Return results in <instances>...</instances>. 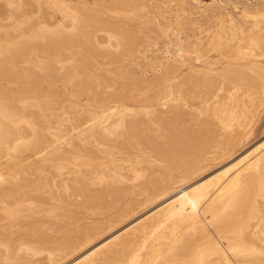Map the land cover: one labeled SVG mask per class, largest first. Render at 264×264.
<instances>
[{
    "label": "bare ground",
    "instance_id": "obj_1",
    "mask_svg": "<svg viewBox=\"0 0 264 264\" xmlns=\"http://www.w3.org/2000/svg\"><path fill=\"white\" fill-rule=\"evenodd\" d=\"M230 7L0 0V142L26 139L5 118L34 116L40 95L83 108L67 132L50 131L51 149L38 157L0 144V264H264L262 215L245 214H264V139L233 158L249 134L238 118L262 100L220 91L264 77V3ZM202 85L216 88L210 107L189 100ZM238 100L247 112L220 109ZM187 118L205 129L176 133ZM138 137L149 148L129 152ZM23 198L30 214L16 223L31 228L13 237L5 227ZM231 245L256 251L233 256Z\"/></svg>",
    "mask_w": 264,
    "mask_h": 264
},
{
    "label": "rangeland",
    "instance_id": "obj_2",
    "mask_svg": "<svg viewBox=\"0 0 264 264\" xmlns=\"http://www.w3.org/2000/svg\"><path fill=\"white\" fill-rule=\"evenodd\" d=\"M202 1H210V0H202ZM227 0H221V2H226ZM230 2V9L232 10L234 5H237V9H234L233 12L237 13L238 10L242 8V6L248 4L253 5L255 7L261 6L264 3V0H229ZM215 28V27H214ZM193 33V31H190ZM202 35V34H201ZM68 52H65V55H67ZM13 75V74H10ZM21 75V74H15V76ZM78 82V78L73 79V84ZM19 83V82H18ZM17 83V84H18ZM136 87H139V83L135 85ZM221 92L225 93L226 95H236L235 97L239 98H245L249 97L250 93L257 94L259 97H261V102L258 103L253 111L247 112L248 106L244 102V100H238V101H230L229 104L224 106V108H220L224 112H233L237 108H242V110H245L248 114H244V116L241 115L240 118H238L239 122L245 123L247 126V130H249V134L243 138V140L238 145V150L233 158L238 157L241 154H244L254 148L257 144H259L264 139V77L258 78L253 82L251 85L248 84H238V85H222ZM216 90V88H213L210 90L209 88L205 87V85L196 87L191 91V98L190 101L197 102L200 105H207L208 107L211 106L213 103V99L210 96L211 92ZM143 91V90H142ZM137 91V92H142ZM177 91H175V94ZM211 98L212 100H208ZM39 107L33 106L34 109L37 108V112L34 116H28V117H20L19 113L17 115L13 116H7L5 118V122L9 125H13L15 121L18 120L19 127L23 128V130H27V132H24L26 135V139L22 140H15V137L17 133H14L11 137H8L7 139L0 142L2 145L1 148L3 153L8 152L10 156L16 157H23V156H33L38 155L36 152H45L49 151L51 149L50 146V131H62L67 132L70 125L75 121L77 118L79 112L83 111L82 107H76V106H64L62 104H59L58 101H55V98L52 96V94L49 95H40L39 97ZM11 102L14 104V102H17L19 104L18 98L16 97L14 100L12 99ZM15 105V104H14ZM8 106H11V104H8ZM16 109L20 110L19 106H15ZM16 118V119H15ZM20 118V119H19ZM65 120H72V123H64ZM63 125L62 127L60 125ZM175 127H173L174 131L178 134L190 132L191 130H204L205 129V122L202 119L198 118H187V120L184 121H178L176 123H173ZM32 127H37L39 129H44L45 133H33ZM55 129V130H54ZM51 132V133H52ZM48 138V139H47ZM49 145V146H48ZM148 142L137 138L136 141L133 142V145H130L128 147L129 152H138L140 150H144L148 147ZM43 149V150H42ZM39 153V154H40ZM179 153L178 151L174 153L175 156H177ZM231 161V159H227L223 161L221 164L215 166L212 168V171H219L221 170L226 164H228ZM210 170V171H211ZM211 171V172H212ZM27 172V171H26ZM22 174V171H21ZM20 174V175H21ZM23 174L25 172L23 171ZM19 175V174H18ZM17 175V176H18ZM19 175V176H20ZM31 201L28 200H21V203L19 205L20 211L16 213V216L9 215L5 230L10 231V235L15 237L19 235L20 233L24 232V230H28L31 228V226H26L24 228L23 226H19L16 222H19L20 218H22L24 215L30 214V210L27 209L26 204H28ZM25 204V206L23 204ZM42 204V208H45ZM53 204H49L48 206H52ZM55 210L54 213L61 214L64 212V208L62 205H60L58 202H54ZM245 214L250 216L251 218H254L253 220L256 221L257 217L262 215L261 222H264V214L262 212H258L257 210L253 209L252 207H247L245 210ZM7 217V216H6ZM16 218V219H15ZM10 224H14L13 226H10ZM127 224V223H126ZM24 228V229H23Z\"/></svg>",
    "mask_w": 264,
    "mask_h": 264
},
{
    "label": "snow or ice",
    "instance_id": "obj_3",
    "mask_svg": "<svg viewBox=\"0 0 264 264\" xmlns=\"http://www.w3.org/2000/svg\"><path fill=\"white\" fill-rule=\"evenodd\" d=\"M9 7L10 8H15V7H17V5L9 4ZM50 7H53V6L50 5ZM165 55H167V53H165ZM182 55L183 54L181 53V56ZM261 59L264 60V56H262ZM77 118H79V117L77 116ZM72 122H73L72 120H65L64 121V123H72ZM81 122H83V121H81ZM60 126L62 127L63 125L61 124ZM84 126H85V128L89 127L88 124H85ZM261 148L264 149V145H261ZM262 191H264V189H262ZM229 250L231 251L233 256H241V257L246 255L248 252H253L254 253L256 251V249L254 247L248 248V249H241L240 247H238L236 245H231ZM259 255L264 257V242H262V244H261ZM11 264H28V262L27 261H19L18 260V261L11 262ZM227 264H240V262L238 260H230V261L227 262Z\"/></svg>",
    "mask_w": 264,
    "mask_h": 264
}]
</instances>
